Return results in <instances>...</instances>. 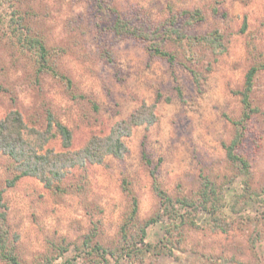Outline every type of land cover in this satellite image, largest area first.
<instances>
[{"label":"rangeland","instance_id":"1","mask_svg":"<svg viewBox=\"0 0 264 264\" xmlns=\"http://www.w3.org/2000/svg\"><path fill=\"white\" fill-rule=\"evenodd\" d=\"M103 1L0 6V118L17 110L27 127L42 130L51 112L71 131L76 150L159 97L157 121L133 129L122 159L108 156L101 165L73 168L58 188L45 189L30 177L6 188L12 162L0 154L8 246L18 264H264V70L253 79L254 113L245 122L238 94L248 69L264 63V0ZM13 11L21 18L16 27L42 40L70 84L37 72V55L23 51L8 26ZM112 11L148 33L171 23L178 34L161 46L173 62L152 58L140 40L117 36ZM211 36L213 50L202 39ZM238 121L244 131L237 152L248 162L246 171L228 161L223 148ZM45 148L60 151V142ZM158 190L172 209L163 208ZM205 196L210 200L201 208ZM149 221L144 243L167 251L149 253L142 263L121 256L123 225L128 239H137L136 230ZM96 245L110 253L107 263L89 256Z\"/></svg>","mask_w":264,"mask_h":264},{"label":"trees","instance_id":"2","mask_svg":"<svg viewBox=\"0 0 264 264\" xmlns=\"http://www.w3.org/2000/svg\"><path fill=\"white\" fill-rule=\"evenodd\" d=\"M99 1H101V4H105V1ZM3 3L6 4L5 7H14V3L11 2V0H0V6ZM99 10L103 11L101 7H99ZM115 12L116 11H112L116 17L114 22H112V30L117 36H129L140 40L145 50L152 58L164 59L169 63L173 62L174 57L161 46L164 38L178 34V32L172 28L171 23L168 26L164 24L154 27L151 32L148 33L143 31L140 26H128L127 22L122 21ZM183 13L190 14L187 11ZM14 14L13 11L11 15L8 16V26H13L14 30L17 31L18 39L22 43L21 49L23 51L33 50L37 55L35 59L37 72L50 73L53 77L56 76L62 81L64 80L67 84H70V81L56 71L54 65L51 64V54L42 40L36 37V35L33 36L30 30L25 27H16L20 24L21 18L14 17ZM199 14L197 10L193 13L195 17H200ZM244 29L245 22L241 30L244 31ZM202 39L209 43L213 50V47H215L213 44V36H211V39L206 37ZM260 70H264V63L253 65L248 69L245 75L243 89L238 93L243 105L244 122L248 121L250 116L254 113V110L250 107V93L253 79ZM195 81L196 83L198 82L197 80ZM158 100L159 97L157 96L152 104H141L126 119L116 121L111 126L108 134L104 136H91L76 150L71 149V131L64 124L56 120L51 112L46 113L45 125L42 130H38L34 127H27L22 115L17 110L7 112L0 118V154L5 155L11 160L13 175L5 182V187H13L21 178L30 177L39 181L45 189L51 190L53 188H58V185L67 172L73 168H84L86 165L93 164L101 165L103 160L108 156L122 159L128 153V148L124 140L131 136L133 129L143 125L148 128L157 121L156 106ZM234 125L236 126L235 137L228 145H223V148L227 160L246 171L249 166L248 162L237 152V148L241 144L243 138L242 131H244V127L239 121L234 122ZM54 139L59 140L60 151L45 148V146ZM142 156L145 158L147 164H150L146 159L144 148H142ZM151 174H154V171H152ZM2 193L3 190H0V260L7 264H18L12 249L8 246L9 232L5 225L6 206L3 203ZM158 194L161 196L163 208L172 209L171 199L161 190H158ZM204 198V201L200 203L201 208H205L206 203L210 200L207 196ZM131 200L130 219H135L137 214V200L135 197H131ZM186 203L185 200L179 201L181 206H185ZM188 205L189 204H187V206ZM213 211L214 210H212V213ZM173 212H175V218L179 217L177 210H173ZM181 218L182 217H179L180 220ZM149 223L150 221L144 223V225L136 230L137 239H133V237L128 239L125 230L126 224L123 225L122 238L124 245L121 249V256L125 258H131L133 256L138 258L139 262L142 263L144 257L149 253L158 256L167 251L165 250V245L162 246V249L155 252V247L148 243H144L145 227ZM89 252V256L91 254H96L99 259L97 263H107L106 255H110L108 251L97 245L90 248Z\"/></svg>","mask_w":264,"mask_h":264}]
</instances>
